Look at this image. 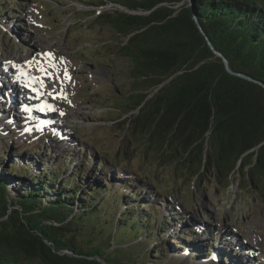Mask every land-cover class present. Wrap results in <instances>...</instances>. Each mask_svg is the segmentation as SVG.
Segmentation results:
<instances>
[{
	"label": "trees",
	"instance_id": "16d2710c",
	"mask_svg": "<svg viewBox=\"0 0 264 264\" xmlns=\"http://www.w3.org/2000/svg\"><path fill=\"white\" fill-rule=\"evenodd\" d=\"M71 1L91 7L94 23L105 21L126 39L118 55L132 62L130 75L139 82L134 83L137 92L118 105L126 101V111L138 107L131 132L143 135L146 151L156 143L160 158L166 155L178 170L184 167L192 178L208 172L226 187L237 171L256 192H264V88L226 73L196 29L187 1L184 7L176 5L185 0ZM107 4L126 12L96 14V7ZM193 9L230 67L264 83V0H193ZM146 87L155 89L148 98ZM30 149L23 154L39 156V150ZM25 169L10 167L0 174V217L6 213L11 181L36 184L32 188L26 181L22 185L29 193L10 201L21 208V216L14 211L9 221H0V264H101L97 259L156 264L165 258L168 243L172 252L184 249L175 234L167 235L170 226L164 218L157 224V216L147 214L144 206L142 211L133 203L120 205L124 197L105 193L109 185L84 187L87 170L77 171L74 181L61 165L45 170L38 163L31 172L27 163ZM121 181L118 192L131 198L122 188L126 180ZM44 191L54 198L43 203ZM149 230H156L155 237ZM144 242L150 247L144 248Z\"/></svg>",
	"mask_w": 264,
	"mask_h": 264
},
{
	"label": "rangeland",
	"instance_id": "374dc122",
	"mask_svg": "<svg viewBox=\"0 0 264 264\" xmlns=\"http://www.w3.org/2000/svg\"><path fill=\"white\" fill-rule=\"evenodd\" d=\"M14 1L20 5L19 8L13 6L12 2L8 6L4 0H0V57L23 58L35 48L40 52H55V49L71 70L73 77L69 79L71 85L68 87L70 91L74 89L72 101L77 106L74 111H68L67 119L64 118V129L70 131L72 137L62 139L51 135L52 146L45 140H34L37 143L40 141L37 146L31 138L25 140L24 135H18L16 129H8L12 125L18 127L20 123L16 121L12 124L11 119L18 118L14 117L17 116L16 112L10 110L12 104L3 106L8 99L2 92L0 130L12 132L0 133V174L5 175L10 167L25 172L27 163H30V169L32 165L34 167V164L40 163L45 170L61 165L62 170L68 171L65 175L73 174L75 181L77 171L87 170L86 180L82 181L84 187L93 184L104 189L109 185L105 193L112 191L117 197H124L120 205L133 203L139 209L144 206L147 214L153 212L157 216V224L164 218L163 224L166 222L170 226L168 236L175 234L176 239H180L181 244L177 245L184 249L179 253L172 252L173 245L168 243L165 258L156 264H231L233 261H236L233 264H238L237 258L226 260L229 255L227 246L234 249V255L238 244L241 250L248 245L256 246L260 255L255 258L262 259L259 263H253L252 253L248 252L252 263L244 259L239 264H264V192H256L237 171L231 180L228 179L227 187L223 184L225 181L208 172L192 178L184 167L178 170V164L171 162L166 155L161 159L156 151V143H152V151H146L145 139L141 138L143 135L138 136V130L132 135V123L138 114V107L126 111L123 110L126 101L118 105L137 92L134 83L138 80L129 72L132 62L118 55V47L126 39L116 34L105 21L94 23L95 14L90 12L91 7L71 0ZM177 6H186V0ZM96 8V14L102 11L110 17L118 12H126L111 4ZM33 54L38 55V51ZM145 90L146 98L155 91L147 87ZM68 101L65 99V102ZM117 109H121V112ZM8 110L9 115L2 112ZM29 147H38L36 151L39 150V156L23 154V151L31 150ZM31 172L35 171L31 169ZM121 180H126L122 188L133 194L131 198L118 192ZM26 181H11L7 185L8 198L13 200L16 196L25 195V191L29 193L22 185L27 184ZM31 185L32 188L36 187L35 183ZM54 196L50 193L46 195L45 191L40 194L41 198L44 197L43 203ZM173 208L175 212L171 214ZM167 211L170 213L168 218ZM190 227V230H186ZM193 230L204 233L193 234ZM149 231L155 237L156 230ZM163 238L159 239L166 241ZM192 241L206 247L201 251L192 249V245H189ZM75 243L79 244V239ZM216 245L224 249L227 255L222 256L223 252ZM149 247V243L144 242V248ZM237 256L241 258L242 254L238 252ZM142 264L153 263L144 261Z\"/></svg>",
	"mask_w": 264,
	"mask_h": 264
},
{
	"label": "bare ground",
	"instance_id": "6f19581e",
	"mask_svg": "<svg viewBox=\"0 0 264 264\" xmlns=\"http://www.w3.org/2000/svg\"><path fill=\"white\" fill-rule=\"evenodd\" d=\"M52 56L56 59V61L58 60L57 59V56H55L54 54H52ZM25 57H24L23 60H24V62H25L26 65H24L23 63H20L19 65L25 66L28 69V72L30 73V75L32 76V78H35L36 79V77H38L36 67H44L49 72H52V71L55 70V69L50 68L49 65H45L43 63V61H42L43 60V57L47 58L44 54H43L42 57H40L39 55L34 56L33 52H31L30 55L25 56ZM30 61L32 63H29ZM52 64H55V63L53 62ZM28 66L31 68V72H30V69H29ZM58 67H59V70L58 71H62V65L58 64ZM55 68H57V65H55ZM25 71H26L25 68H23L21 70V72L23 74H25ZM36 80H35V85L38 88H36V91H33V90L32 91L33 92H36V94H38L39 96H41V95H43L44 90L40 86V84L37 82L38 80L37 81ZM44 81H45V84L46 85H50V86L51 85L52 86L55 85L54 82H53V79L46 78ZM69 85H71V83L69 82V79H67L64 84H62L61 86H58V89L55 90V92H58L61 89H63V93L66 96V99L69 100L68 102H65V99L61 98L59 102H56V105L58 107V111L56 109L53 112H55L56 114H59L61 117H64L66 114L68 115V113L71 112V111H74L75 106H77V103H74V101H72L73 100L72 99L73 98L72 97V94L74 92V89L72 88V91H70V89H69L70 87H68ZM51 92H53V91H51ZM62 102H64V103L62 104ZM10 110L11 111H14L13 110V106L11 107ZM10 110H8V111H10ZM41 111H45L44 107L41 108ZM14 117H17V116L14 115ZM16 121H18V119L16 120V118H13V121L11 119L12 124H13V122L15 123ZM171 212H175L174 208L171 210ZM190 229H191V227L189 229H187V230H190Z\"/></svg>",
	"mask_w": 264,
	"mask_h": 264
},
{
	"label": "water",
	"instance_id": "95a60500",
	"mask_svg": "<svg viewBox=\"0 0 264 264\" xmlns=\"http://www.w3.org/2000/svg\"><path fill=\"white\" fill-rule=\"evenodd\" d=\"M189 6V10H190V14H191V19L196 27V29L198 30L199 34L202 36V38L204 39L207 47L211 50V52L216 55L217 57H219L222 61L223 67L226 71V73H228L231 76H235L238 77L240 79L245 80L246 82H251L257 85H260L264 88V83L263 81H261L260 79L254 78L252 76H250L249 74L245 73L244 71H240V70H234L230 67L229 65V61L228 59L225 57V55L217 50L211 43L210 38L208 37L206 30L202 27V25L200 24V22L196 19L195 13H194V9H193V0H186ZM8 188V187H7ZM12 199L8 198L7 201V209H6V213L0 217V221H9L10 220V215L11 213H13L14 211L19 212L20 216H21V208L16 205V204H11L10 201ZM96 258V257H95ZM101 264H106L104 262H102V260L97 259Z\"/></svg>",
	"mask_w": 264,
	"mask_h": 264
},
{
	"label": "snow or ice",
	"instance_id": "6c2138e0",
	"mask_svg": "<svg viewBox=\"0 0 264 264\" xmlns=\"http://www.w3.org/2000/svg\"><path fill=\"white\" fill-rule=\"evenodd\" d=\"M44 55L49 59V61L51 60L52 57H51L50 53H46ZM62 62L63 61H61V63ZM29 63H32V62L30 61ZM49 67L52 68V69H55V64L49 63ZM38 71H40L43 75H47L49 79H57V80L60 79L58 76L54 77L53 74L51 72H49L44 67H39ZM36 79L40 81L41 87H44L42 76L36 77ZM64 79H66V80L70 79V77L67 74V70L66 69L64 70ZM49 95H51L54 99L55 98H64V99H66V96L63 93V89H61L59 93H56L55 90H53V92H50Z\"/></svg>",
	"mask_w": 264,
	"mask_h": 264
}]
</instances>
